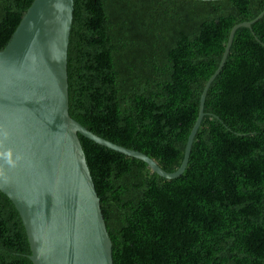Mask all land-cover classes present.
<instances>
[{
  "label": "trees",
  "instance_id": "1",
  "mask_svg": "<svg viewBox=\"0 0 264 264\" xmlns=\"http://www.w3.org/2000/svg\"><path fill=\"white\" fill-rule=\"evenodd\" d=\"M33 1L0 0V50ZM263 12L264 0H74L69 115L175 172L232 28ZM204 113L173 180L78 135L114 264H264V16L235 32ZM30 255L0 193V264Z\"/></svg>",
  "mask_w": 264,
  "mask_h": 264
},
{
  "label": "water",
  "instance_id": "2",
  "mask_svg": "<svg viewBox=\"0 0 264 264\" xmlns=\"http://www.w3.org/2000/svg\"><path fill=\"white\" fill-rule=\"evenodd\" d=\"M73 11L74 0H34L0 50V153L11 151L15 163L13 167L0 158V193L19 214L33 264H114L112 240L78 135L144 162L161 178L180 177L205 116L207 91L226 62L235 32L251 28L264 12L232 28L222 62L201 95L183 161L168 173L147 155L105 140L69 115Z\"/></svg>",
  "mask_w": 264,
  "mask_h": 264
},
{
  "label": "clouds",
  "instance_id": "3",
  "mask_svg": "<svg viewBox=\"0 0 264 264\" xmlns=\"http://www.w3.org/2000/svg\"><path fill=\"white\" fill-rule=\"evenodd\" d=\"M3 136H4L5 138H7V133L4 132V133H3ZM0 158H4V159L6 160L7 163H9L10 165H12L13 167L15 166V163H14L13 160H12V153H11V151H8V152H6V153H0ZM16 159H17V160H20L21 157H20V156H17ZM2 174H3V173H2V170H0V175H2Z\"/></svg>",
  "mask_w": 264,
  "mask_h": 264
}]
</instances>
